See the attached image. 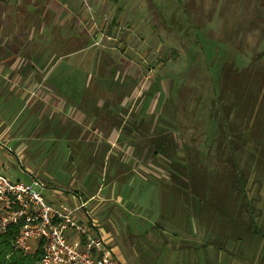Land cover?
<instances>
[{
	"label": "rangeland",
	"instance_id": "1",
	"mask_svg": "<svg viewBox=\"0 0 264 264\" xmlns=\"http://www.w3.org/2000/svg\"><path fill=\"white\" fill-rule=\"evenodd\" d=\"M74 1L73 17L66 15L64 23L50 29L43 57L55 64L43 85L61 101L65 95L79 103L75 97L81 93L82 102L97 106V112L104 110L98 117L105 116L106 104L114 102L115 96L95 97L91 91L119 95L127 89L131 105L125 124L141 116L145 126L155 129L166 123L178 145L176 155L184 154L195 167L193 178L191 172L184 174L187 169L164 157L155 158L149 151L142 155L140 149L127 146L130 141H143L141 133L91 134L94 140H113L114 145H98V152L108 154L107 162L100 156L90 157L84 138L59 131L60 113L51 116L50 106L41 98L22 94L13 85L0 91V122L25 147L18 161L1 142L0 172L30 184L32 173L43 178L45 172L50 176L46 187L31 186L47 203L72 208L76 204L71 194L74 179L82 178L76 183L93 192L105 185V172L109 175L111 168L119 173L132 171L125 181H114L123 201H112L120 210L112 213V224L104 222V212L92 215L101 217L105 230L114 234L115 244L129 255L128 264H160L146 256L156 248L152 239L160 235L156 224H166L173 206L183 203L171 186L163 184L175 183L172 174L176 172L188 178V182L180 179V184L193 187L191 204H205L208 219L219 220L202 225L195 213L189 214L185 226L194 231L191 245L188 250L176 248L172 264H264V243L254 249L235 239L225 241L219 222L234 220L244 233L264 235V0H113L110 13H103L102 5L92 0ZM117 8H121L119 13ZM117 29L121 33L114 35ZM128 75L133 79L130 82ZM153 82H159L161 90L148 95L145 91ZM36 87L44 96L46 90ZM123 113L120 110V116ZM233 161L241 181L234 191L238 199H229L228 205L227 194L221 191L226 181L223 186L220 182L229 177ZM152 173L163 178L158 181ZM211 190L218 191L221 205L210 197ZM241 197L249 199V204ZM74 216L83 218L80 210ZM137 250L145 255L143 261L135 256ZM184 256L188 260H181ZM119 264L126 263L119 260Z\"/></svg>",
	"mask_w": 264,
	"mask_h": 264
},
{
	"label": "crops",
	"instance_id": "2",
	"mask_svg": "<svg viewBox=\"0 0 264 264\" xmlns=\"http://www.w3.org/2000/svg\"><path fill=\"white\" fill-rule=\"evenodd\" d=\"M112 2L113 0L91 1V3H94L95 5H102L101 10L103 13H105V11H108L107 13H110V11L112 12L113 7L108 10V6L111 5ZM74 10V0H0V91H2V89L7 85H13L12 88L18 86L19 90L22 91V94L24 93L27 96L32 95L41 98V101H44V104L46 103L50 106L51 116L54 113H60L59 115L61 121L57 125L59 131H62L61 129H63L77 133V136H80L81 139L84 138V142L88 144L90 157L100 156L107 162L108 154H106L105 151L103 153L98 152V145L101 142V144H105L107 147L111 145L113 146V140H94L92 139L91 134H93L94 137V134L97 132L112 133L119 131H136V129L141 125H147V122H145L146 119L144 120L141 116L137 121L128 119L129 122L125 124L127 121L126 116L130 112L131 105V92L127 91V89L119 92V95L112 94L109 90L107 92L91 91V94L95 97L103 96L105 98L107 97L106 99H108V96L116 97H114V102L109 101V103L106 104L109 108L107 109L105 116L98 117L97 114L103 112L104 110L97 112L98 109H95L97 106H93L92 103L82 102L84 97L81 93L78 97H75L76 100H80L79 103L73 102L74 100H72V97L70 98L65 95H63V99L61 101L59 98H53L49 89L46 87L47 85H43L45 80L50 76V73H52L55 64L53 63L55 61L49 63L48 58L44 59L43 57L44 48L49 46L48 36L50 34V29L54 28L58 22L64 23V20L67 17L66 15H70L68 18L73 17L72 13H76ZM119 11H121V8H117L118 13ZM119 33L121 32L117 29L114 35ZM122 34L125 35L124 33ZM125 42L126 39L124 40V43ZM125 76L126 75H124V78ZM128 77L129 82L133 80L132 76L128 75ZM55 81L58 80L55 79ZM36 85H41V88L46 90L43 94L44 96L39 95L40 89L36 87ZM33 90L35 92H33ZM76 95L77 94L74 96ZM140 100H142V98H140ZM120 110L124 111V116H120L122 115L120 114ZM145 112L146 111H144V113ZM110 113H113L112 116ZM108 135L109 134L106 136L108 137ZM1 142H4V146L7 151L14 153L18 161L21 159L25 145L18 142L15 137L11 136L8 125H3V123L0 122V146ZM130 143L132 145H130ZM130 143H128L127 146H132L137 149L145 146L144 141H130ZM142 155L139 156V158L142 157ZM126 171L127 172L120 171L119 173V171H115L114 168H111L109 175L108 172H105L106 176H108V179H104L105 185L102 187L98 185L93 192H88L84 189V185L76 183L77 181L80 182L82 179L78 177L79 179L77 178L72 181L73 189L71 190V194L76 197V204L78 198L83 201L84 207L88 211L90 218L95 222V224H97L107 242L113 247L118 259L128 264L129 255L123 254L115 244L114 234H111L109 230H105L101 217L92 216L95 213L104 212L105 215L103 218L106 219L104 222H106L109 226V223L112 222L110 219L112 213L116 210L120 213V210L113 206L112 201L115 200L122 202L123 198L119 194L120 189L116 191L113 185L114 181L117 179H120L119 182L121 180H126V176L129 174L128 172H132L128 170ZM133 174L138 177L144 176L138 174L137 172H133ZM146 175L151 174L146 173L145 176ZM152 175L158 181H161L163 178L161 175H157L155 173H152ZM177 175L188 182V178L179 174ZM31 177L32 180L37 179L41 181L43 183V187H46L45 185L49 183L46 178H49L50 176L44 172L43 178H38L35 176V173H32ZM163 184L171 186L173 188H171V190H174L176 195L181 196L183 203L179 205V207H176L175 205L173 206L172 213L169 211L171 214L168 215L169 220L167 223L165 222L166 224L163 222L162 224H156V226H158V230H160V235H155V237L152 236L153 242L156 243V248L153 250V254H149L146 258L149 260H158L160 264H172V262H175L177 259L175 256L176 248L183 247L188 250L191 245L194 231H189V229L186 228L187 226H185L188 224L187 220L189 218V214L193 216L195 213L194 216H196L198 222L202 225H205L208 220L212 219V222H217L219 219L215 216L208 219L207 213L209 212V208H207L205 204H196L195 206L194 204H191L193 203V197L190 195L192 193L191 188L193 187H189L188 183L186 184V187H179L178 184L175 185L174 183L163 182ZM85 192L87 196L85 195ZM87 203H89V210L91 212H89L86 208ZM223 208L226 212V205H224ZM234 209L236 210V208ZM219 222L221 223L222 230L225 231V241L235 239L238 240V244H247L250 247L253 246L254 249L261 247L264 243L262 238L264 235H262L261 238H258L244 233L242 228L238 229L239 227L234 225L236 222L234 220H232L233 223H227L224 219ZM122 225H124V222ZM163 234H167L168 237L165 238ZM224 245H226V242ZM226 253H228L227 250ZM135 256H140L141 261L145 259V255L142 253L139 254L138 250ZM181 260H188V256L182 257Z\"/></svg>",
	"mask_w": 264,
	"mask_h": 264
},
{
	"label": "built area",
	"instance_id": "3",
	"mask_svg": "<svg viewBox=\"0 0 264 264\" xmlns=\"http://www.w3.org/2000/svg\"><path fill=\"white\" fill-rule=\"evenodd\" d=\"M43 187L33 179L32 183ZM30 183L11 180L0 172V233L16 225L11 243L30 254L40 248L33 264H119L113 247L90 218L83 201L68 208L47 203ZM80 210L83 218L74 216Z\"/></svg>",
	"mask_w": 264,
	"mask_h": 264
},
{
	"label": "trees",
	"instance_id": "4",
	"mask_svg": "<svg viewBox=\"0 0 264 264\" xmlns=\"http://www.w3.org/2000/svg\"><path fill=\"white\" fill-rule=\"evenodd\" d=\"M156 90H158V91L161 90V86L159 85V82H158V84L153 82L151 84L150 88H148L145 91V93L150 95V94H152V92H154ZM231 90L234 91L233 88H231ZM220 94H221V92H220ZM222 106H223L222 108H224L225 105H222ZM167 122H169V121H167ZM162 124H159V126H157L156 129H155V127H152V126H151L152 129H151L150 126L141 125L140 127H138L136 129V131L131 130L130 132L137 133V134L141 133V139L144 138V140L143 139L142 140L145 142V146H142L140 148V150L143 151L144 154L146 153V151H149V153L155 158H159L161 156V157H164V158L170 160V162L174 166L180 165L181 167H184L183 171H185V169H187V171L184 174L189 175V173H187V172H191L190 173L191 174L190 179H192L193 178L192 174H194V171H196L195 167H193V163L189 160V158H185L184 154H180V155L177 154L176 155L178 145H177L176 141L174 140L173 132L171 130H169L170 127H168L169 128L168 129L166 125L164 126V124H166V123L163 122ZM230 134H231V137L235 136V134H233V132H231ZM231 142H232V140H231ZM219 150H220V148H219ZM231 153H233V152H231ZM231 158H232V160H234L233 157H231ZM228 170H229L228 171L229 177H227L224 180H221L220 184H222V186H223L222 181L223 182L226 181L224 184V185H226V188L225 187L222 188L221 191H222V193L225 192L227 194V196H226L227 198L225 199V201L229 205V203H228L229 199L233 198L235 202H236V199H238V195L236 198L234 195V191H235V189L237 190V188H238V184L241 181V176L239 177L237 175V172L239 169L237 168V164H235L234 161H233V165L231 167L228 166ZM177 174L178 173H176V172L172 174L173 178L175 179V183H174L175 185H177V184L179 185L180 184L179 180L182 179V177L178 176ZM181 185L182 184H180L179 187H186V184H183L182 186ZM215 190H211L210 197H212L214 200L217 201L218 204L221 205L222 201H220V198L218 197L219 195H217L218 191L216 192ZM196 194H199V193H196ZM199 195H197L199 198L198 201L199 200L201 201L202 196L201 195L199 196ZM241 198H242L245 205H246V203L249 204V199H247L245 201L243 199V197H241ZM223 203H224V201H223ZM211 205H212V203H211ZM216 207H218V206H216ZM224 213H226V212H224ZM246 213H247V210H246ZM226 214L228 215V213H226ZM16 229H17L16 225H10V226H8V228L6 229L5 232L0 233V264H33L34 261L38 258L40 248L37 247L35 249V251L33 253H30V254L23 253V252L16 250V249L13 250L11 248L10 244H11V240H12L14 234L16 233Z\"/></svg>",
	"mask_w": 264,
	"mask_h": 264
}]
</instances>
